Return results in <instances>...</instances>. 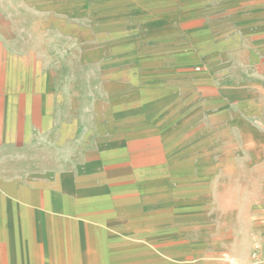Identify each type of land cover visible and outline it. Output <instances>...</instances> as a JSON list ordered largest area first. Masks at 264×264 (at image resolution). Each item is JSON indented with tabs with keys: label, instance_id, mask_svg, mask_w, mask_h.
I'll return each instance as SVG.
<instances>
[{
	"label": "crops",
	"instance_id": "1",
	"mask_svg": "<svg viewBox=\"0 0 264 264\" xmlns=\"http://www.w3.org/2000/svg\"><path fill=\"white\" fill-rule=\"evenodd\" d=\"M80 1L0 0V264H264V0L151 61Z\"/></svg>",
	"mask_w": 264,
	"mask_h": 264
},
{
	"label": "rangeland",
	"instance_id": "2",
	"mask_svg": "<svg viewBox=\"0 0 264 264\" xmlns=\"http://www.w3.org/2000/svg\"><path fill=\"white\" fill-rule=\"evenodd\" d=\"M223 2L224 0H91L88 3L80 1L77 10L79 21L83 23L96 27L125 25L130 38L139 39L141 42V47L137 50L131 48L127 58L151 61L183 57L186 53V30L193 33L195 30L210 27L214 32L213 28L220 21L221 13L228 10ZM260 5L263 6L264 2H259L257 8ZM255 186V195L244 196L243 201L241 200L237 216L240 223L258 218L257 213L249 208L252 199L261 197L258 194L261 188L257 182ZM155 245L143 243V250H154ZM196 245L191 244L192 247ZM158 247L160 252L171 251L172 248L178 254L186 248V243H159ZM102 261L97 259L96 264H102ZM120 261L115 259L111 263L118 264ZM142 261L145 263L151 260L144 257ZM183 261L185 259L181 257L160 258L159 264ZM223 261L230 263L229 259ZM244 264L263 263L256 257H249L244 260Z\"/></svg>",
	"mask_w": 264,
	"mask_h": 264
}]
</instances>
